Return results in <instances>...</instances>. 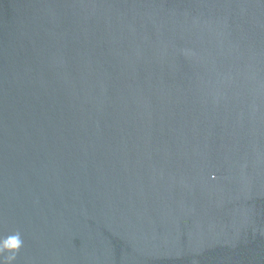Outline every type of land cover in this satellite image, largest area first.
<instances>
[{"label": "water", "instance_id": "1", "mask_svg": "<svg viewBox=\"0 0 264 264\" xmlns=\"http://www.w3.org/2000/svg\"><path fill=\"white\" fill-rule=\"evenodd\" d=\"M0 264H264V0H0Z\"/></svg>", "mask_w": 264, "mask_h": 264}, {"label": "clouds", "instance_id": "2", "mask_svg": "<svg viewBox=\"0 0 264 264\" xmlns=\"http://www.w3.org/2000/svg\"><path fill=\"white\" fill-rule=\"evenodd\" d=\"M22 245V240L20 239L19 235H14L10 238V241L4 245L7 248L10 249H18ZM10 259H14V256L10 257Z\"/></svg>", "mask_w": 264, "mask_h": 264}]
</instances>
